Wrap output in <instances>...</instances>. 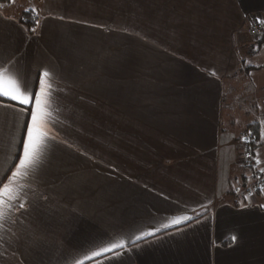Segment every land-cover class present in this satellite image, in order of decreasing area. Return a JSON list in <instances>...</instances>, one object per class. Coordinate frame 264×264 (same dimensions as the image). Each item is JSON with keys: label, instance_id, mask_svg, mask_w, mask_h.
<instances>
[{"label": "crops", "instance_id": "0c3cea01", "mask_svg": "<svg viewBox=\"0 0 264 264\" xmlns=\"http://www.w3.org/2000/svg\"><path fill=\"white\" fill-rule=\"evenodd\" d=\"M34 1L35 33L0 3V58L33 91L55 73V140L3 208L0 264H264V194H234L243 134L264 174V0ZM29 119L0 108L3 184Z\"/></svg>", "mask_w": 264, "mask_h": 264}, {"label": "snow or ice", "instance_id": "6c2138e0", "mask_svg": "<svg viewBox=\"0 0 264 264\" xmlns=\"http://www.w3.org/2000/svg\"><path fill=\"white\" fill-rule=\"evenodd\" d=\"M27 10L25 9V11ZM32 11H36V9L33 8ZM60 19H63V17H60ZM36 24H39V20L36 21ZM31 31L35 33L36 28L31 29ZM212 74L215 75V73ZM54 76L55 73L52 70H45L39 77V91H33L25 81L24 73L17 63L13 60L5 61L0 58V97L15 101L23 106L14 108L13 105L0 103V108H12L15 113L30 116V119L23 124L26 129V136L21 141L23 155L19 157V163L15 166V171H12L11 176L8 177V183L3 184V181L0 180V184H3V187L0 188V219L4 217V207L11 206L14 200L19 201V192L23 190L22 181L30 177L40 163L41 155L48 147V141L55 140V136L49 135V124L54 120L53 93L55 89L52 86ZM12 185L17 188L15 195L12 194L10 187ZM19 208L24 209L25 204L20 203ZM187 219H189L187 216L181 217L174 219L172 223L179 224L181 220ZM151 235L154 234L152 232L143 233L144 237ZM140 239H142V236L136 237V240ZM232 240L235 241L236 236H233ZM124 246V241L120 240L104 247L102 251L110 252L114 249H122ZM100 254V252H93L92 256H99ZM86 259H91V257H86ZM79 264H83V261H80Z\"/></svg>", "mask_w": 264, "mask_h": 264}, {"label": "built area", "instance_id": "2783aa9c", "mask_svg": "<svg viewBox=\"0 0 264 264\" xmlns=\"http://www.w3.org/2000/svg\"><path fill=\"white\" fill-rule=\"evenodd\" d=\"M249 36L258 40L264 36V18L254 20L248 28ZM250 134H243L239 138L238 156L243 167L247 171L248 183L244 188L234 190V194H264V174L262 164L258 157L253 154Z\"/></svg>", "mask_w": 264, "mask_h": 264}, {"label": "trees", "instance_id": "16d2710c", "mask_svg": "<svg viewBox=\"0 0 264 264\" xmlns=\"http://www.w3.org/2000/svg\"><path fill=\"white\" fill-rule=\"evenodd\" d=\"M5 1L7 0H0V3L5 2ZM37 20H39V17L36 15V13L34 11L27 10L25 12H22V14L20 15L19 23L27 30V32H32L31 29L33 28H36L37 30V24H36ZM263 40H264L263 37L260 38L258 44L260 45L263 42ZM254 133L255 132L252 131L250 133V136L252 138V141H251L252 151H253V154L256 156V152L259 147V144H258L259 139L258 137L255 136ZM245 186H242V188H244Z\"/></svg>", "mask_w": 264, "mask_h": 264}, {"label": "rangeland", "instance_id": "374dc122", "mask_svg": "<svg viewBox=\"0 0 264 264\" xmlns=\"http://www.w3.org/2000/svg\"><path fill=\"white\" fill-rule=\"evenodd\" d=\"M14 2H15V5H16V8L17 9L20 8L21 10L25 11V9L34 8L33 5H34V2L35 1L32 0V2L30 3V0H14ZM254 61H256V63H258V64L259 63H264V49L262 50V52L260 53V55H257L256 57H254ZM248 62H252V60H248ZM263 78H264V75H263ZM251 82H252V86H253V81L251 80ZM255 85H256V83H255ZM256 88H257V85H256ZM239 161H240V159H239Z\"/></svg>", "mask_w": 264, "mask_h": 264}]
</instances>
